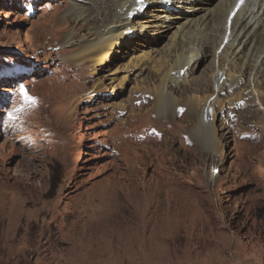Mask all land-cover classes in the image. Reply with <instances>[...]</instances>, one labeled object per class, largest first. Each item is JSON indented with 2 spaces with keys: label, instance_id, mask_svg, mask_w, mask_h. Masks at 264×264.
<instances>
[{
  "label": "rangeland",
  "instance_id": "rangeland-1",
  "mask_svg": "<svg viewBox=\"0 0 264 264\" xmlns=\"http://www.w3.org/2000/svg\"><path fill=\"white\" fill-rule=\"evenodd\" d=\"M72 1L0 0V264H264V84L218 95L213 150L182 118L212 91L206 58L168 88L189 140L160 126V145L159 73L133 69L134 36L103 64L83 53ZM141 124L149 140L133 142Z\"/></svg>",
  "mask_w": 264,
  "mask_h": 264
},
{
  "label": "bare ground",
  "instance_id": "bare-ground-1",
  "mask_svg": "<svg viewBox=\"0 0 264 264\" xmlns=\"http://www.w3.org/2000/svg\"><path fill=\"white\" fill-rule=\"evenodd\" d=\"M86 1L82 3L72 1L69 10L64 12V15L70 13L73 16L72 19L77 22L79 28L86 27L84 34L90 37L87 39L86 36L85 42H89L85 50L82 51L83 53L89 50V54H103L95 57L97 64H103L111 56L110 49L113 50L117 45L130 43L134 36L135 40L133 39L131 48L143 49L141 53L132 57L133 69H145L148 64H151L152 70L159 73L157 87L152 91L148 90L152 93L151 99L154 100V105L147 113L155 116L154 127L152 126L150 131L158 132L157 139L160 141V145L169 141L160 135V126L164 127L165 132L169 135L171 131L175 132L177 141L179 137L189 140V122L186 126L181 127L170 119L180 103L174 101L175 96H173L171 89H168L171 84L174 86L173 88H179L180 84L187 82V76L176 78L172 72L180 67L189 66L188 74L201 61L206 58L211 59V64L208 65L211 69L209 81L212 91L201 96L189 95V98L185 99L186 101L183 99L185 102L182 106L185 107L187 116L182 118H188L189 113L190 115L195 114L196 120L192 122L193 140L211 145L214 150L217 146L216 141L219 139L216 138L217 133L215 131L218 110L214 106H217L220 101L218 95L224 90V83L239 75L244 77V82H248L249 85L252 83L264 84V0H171L169 6L159 5L157 0H147L150 5L146 7L144 13L132 18L128 17V11L131 9L133 0ZM71 34L66 35L63 46L72 42ZM162 38L164 41L159 44ZM64 51L60 48L57 55ZM217 75L218 84L215 81ZM126 76L124 77L126 78ZM123 80L120 79V81ZM193 82L197 84V90H202L205 78L203 76L194 77ZM252 91L255 92L252 94L259 95L260 93L254 87ZM177 111L179 112V110ZM139 115L144 116L146 114L141 113ZM156 125L158 129L155 128ZM144 130L145 128L141 124V130L136 138L132 135L133 139L131 140L141 142L146 138L148 141L149 136L142 133ZM120 137L121 140H124V137L127 138L124 134ZM121 140V145L126 144V141ZM135 173L137 175L136 171Z\"/></svg>",
  "mask_w": 264,
  "mask_h": 264
},
{
  "label": "snow or ice",
  "instance_id": "snow-or-ice-1",
  "mask_svg": "<svg viewBox=\"0 0 264 264\" xmlns=\"http://www.w3.org/2000/svg\"><path fill=\"white\" fill-rule=\"evenodd\" d=\"M21 91L24 92L23 87H21ZM28 99H30V100H32L33 102H35V98L28 97Z\"/></svg>",
  "mask_w": 264,
  "mask_h": 264
}]
</instances>
